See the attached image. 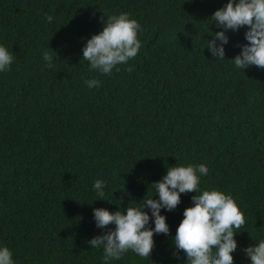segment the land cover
<instances>
[{
    "label": "trees",
    "instance_id": "1",
    "mask_svg": "<svg viewBox=\"0 0 264 264\" xmlns=\"http://www.w3.org/2000/svg\"><path fill=\"white\" fill-rule=\"evenodd\" d=\"M227 2L0 0V45L15 54L0 72V246L15 264H103V248L88 241L108 229L96 227L93 209L126 214L159 199L151 185L188 164L209 168L201 191L231 194L245 214L233 256L251 264L243 249L264 240V69L230 61L246 27L226 33L225 60L206 48L222 30L210 18ZM121 13L140 23L142 48L101 75L82 48L102 19ZM48 48L58 55L52 68ZM93 78L101 86L89 89ZM97 179L106 182L103 200ZM193 195L161 210L170 235L154 236L150 258L129 251L110 264H186L173 240Z\"/></svg>",
    "mask_w": 264,
    "mask_h": 264
},
{
    "label": "clouds",
    "instance_id": "2",
    "mask_svg": "<svg viewBox=\"0 0 264 264\" xmlns=\"http://www.w3.org/2000/svg\"><path fill=\"white\" fill-rule=\"evenodd\" d=\"M106 17L101 20L102 31L92 35L82 48V60L89 63L90 70L110 76L114 69L120 71L119 65H127L137 57L142 48L138 34L143 29L128 13ZM46 19L51 23L53 16L47 15ZM210 20L222 29L212 33L213 38L207 41L206 48L212 57L225 60L224 45L229 43L226 33H237L246 27L247 43L239 46L240 53L230 61L240 70L253 66L264 69V0H228ZM54 56L58 57L50 48L43 52L46 67L54 66ZM14 60L13 51L0 45V72L9 71ZM126 71L131 73L134 67L129 66ZM85 84L89 89L99 88L101 81L93 78ZM208 174L205 164L168 167L167 174L151 185L159 199L144 198L139 207H127L126 214L121 210L94 208L96 227L108 230L88 241L90 247L103 248V264L120 260L129 251L141 258H150L155 248L154 236L170 235L167 218L161 215V210L175 211L181 204V194L196 193L191 197L193 206L184 210L176 229L173 255L180 259L179 253L183 252L186 264H234L233 253L238 248L235 237L245 226L246 217L231 194L215 189L201 191V177ZM105 188V181L94 182L93 190L100 200L105 196ZM150 222H154V228ZM243 251L251 264H264V240ZM0 264H15L7 246H0Z\"/></svg>",
    "mask_w": 264,
    "mask_h": 264
}]
</instances>
